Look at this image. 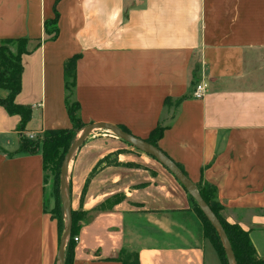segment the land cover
I'll use <instances>...</instances> for the list:
<instances>
[{
	"label": "crops",
	"instance_id": "crops-1",
	"mask_svg": "<svg viewBox=\"0 0 264 264\" xmlns=\"http://www.w3.org/2000/svg\"><path fill=\"white\" fill-rule=\"evenodd\" d=\"M55 13L52 38L44 21ZM11 38L28 41L15 102L31 117L19 130L20 117L0 105V264H55L59 229L41 154L17 149L23 136L71 127L63 63L73 55L85 124L145 139L167 113L164 99L183 98L158 147L194 183L215 188L226 222L247 231L264 259V0H0V42ZM200 80L208 90L194 98ZM122 143L92 132L70 161L71 208L89 212L71 264H121L123 251L140 264H221L175 178L99 164L119 161Z\"/></svg>",
	"mask_w": 264,
	"mask_h": 264
},
{
	"label": "trees",
	"instance_id": "trees-1",
	"mask_svg": "<svg viewBox=\"0 0 264 264\" xmlns=\"http://www.w3.org/2000/svg\"><path fill=\"white\" fill-rule=\"evenodd\" d=\"M44 30L46 33L52 35L55 38L58 32L57 28V13H55L54 18L47 19L44 21ZM27 39L25 38H11L3 39L0 42V88L6 89L8 95L0 99V105L5 109L8 114H17L20 117V122L18 125L19 130H23L31 117V109L28 106L20 105L15 102V96L21 90V56L28 52L27 49ZM79 55H73L63 63V79H64V104L66 108L67 115L71 122L70 128H60V129H49L44 131V135L38 143H31L26 140V136L20 138L18 152L34 153L40 151L42 159V169L44 171V179L46 181L47 171L52 173L53 180V196H54V206L51 209L52 216L56 219L59 237L63 230L64 216L60 203L59 194V170L64 154L66 153L69 145L85 123L80 118V103L73 98L74 87L76 80V61ZM183 98L171 99L166 97L163 101L164 107L167 112L171 108H176L180 104ZM170 117L166 123H162L159 120L156 126L150 131L149 135L145 140L154 146H157L158 140L162 137L164 131L170 126ZM119 127L125 132L130 133L128 129L123 126ZM128 144V143H127ZM130 145V144H129ZM117 150L115 153H119ZM105 161V158L99 161V164ZM179 168L186 174L183 166L176 162ZM95 168H93L91 175ZM90 175V176H91ZM187 175V174H186ZM89 176V177H90ZM88 182V178L86 183ZM85 183V186H86ZM196 187L211 208L213 213L219 219L225 234L231 245L235 260L237 264H264V259L257 255V252L250 240L247 231L243 230L238 224H230L226 222L221 214V205L216 201L215 188L202 180L195 183ZM85 186L82 189L80 200L85 191ZM188 194V193H187ZM194 212L199 218L202 224V230L205 238L211 243L214 250L216 251L221 264H227L226 256L217 232L204 216L202 211L199 209L197 203L188 194ZM104 209L102 203L95 207V210ZM88 211L71 208V233L69 239L65 245L64 249V264H71L73 256V248L75 242L73 236L79 230L81 224L80 221L88 220ZM119 260L121 264H140L138 255L135 252L123 251L121 252Z\"/></svg>",
	"mask_w": 264,
	"mask_h": 264
},
{
	"label": "water",
	"instance_id": "water-1",
	"mask_svg": "<svg viewBox=\"0 0 264 264\" xmlns=\"http://www.w3.org/2000/svg\"><path fill=\"white\" fill-rule=\"evenodd\" d=\"M95 130L111 132L113 136L123 140L145 154H148L164 166L174 176L183 189L194 199L199 209L217 232L225 252L227 264H237L231 245L219 219L200 195L196 184L186 174H184L176 162L167 156L159 147L152 145L143 138H139L131 133L125 132L119 126L108 122L86 123L80 130L77 131L76 136L63 156L59 170V194L64 223L62 233L59 237L55 264H64V249L71 233L72 217L68 184L69 164L75 152L80 148L85 139Z\"/></svg>",
	"mask_w": 264,
	"mask_h": 264
},
{
	"label": "rangeland",
	"instance_id": "rangeland-1",
	"mask_svg": "<svg viewBox=\"0 0 264 264\" xmlns=\"http://www.w3.org/2000/svg\"><path fill=\"white\" fill-rule=\"evenodd\" d=\"M169 114H170V111H168L164 115V117L161 119L162 123H166L168 121ZM93 132H95L97 134H101V133L112 134L111 132L104 131V130H95ZM43 135H44V132L36 134L34 136H31V137L27 136L25 138H26V140H28L32 144L33 143L36 144L39 141H41ZM122 144H127V143L125 142V143H122ZM126 147H127V149H119L123 153V155L119 157V161L117 160L118 159L117 156L108 155V156L104 157L105 161H103V162H105V164H111L112 166L117 167L118 169L126 170V172H136V173H139L140 171H138V170H141V169H147L149 171L150 167L154 166V167H157L162 172H166V175L172 176L174 178V176L164 166H162L158 161H156L153 157L149 156L148 154H145L144 152L136 149L135 147H133V146H131L129 144H127ZM93 173H94V171H93ZM46 175H47V178H46L47 191L50 192V193L52 191V195H53L52 173L50 171H47ZM159 179L162 180L161 182H164V183L167 182L165 180V178H163L161 176L159 177ZM170 179H171V177H170ZM206 252H207V257H208V263H210L211 251H210L209 248H206Z\"/></svg>",
	"mask_w": 264,
	"mask_h": 264
},
{
	"label": "built area",
	"instance_id": "built-area-1",
	"mask_svg": "<svg viewBox=\"0 0 264 264\" xmlns=\"http://www.w3.org/2000/svg\"><path fill=\"white\" fill-rule=\"evenodd\" d=\"M207 90H208L207 83L204 80H200L196 82L192 88V92H191L192 97L202 98L207 93ZM73 240L74 242H78L79 241L78 236L74 235Z\"/></svg>",
	"mask_w": 264,
	"mask_h": 264
}]
</instances>
